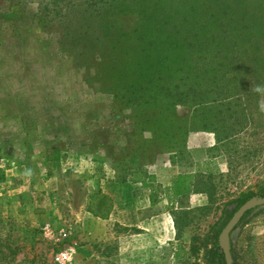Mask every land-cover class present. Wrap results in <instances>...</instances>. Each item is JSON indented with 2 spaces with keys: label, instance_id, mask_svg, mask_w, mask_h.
Wrapping results in <instances>:
<instances>
[{
  "label": "rangeland",
  "instance_id": "374dc122",
  "mask_svg": "<svg viewBox=\"0 0 264 264\" xmlns=\"http://www.w3.org/2000/svg\"><path fill=\"white\" fill-rule=\"evenodd\" d=\"M44 1L0 0V264H209L213 228L264 190V0H115L99 17L75 0L40 18ZM211 15L256 60L254 94L194 111L156 84L129 88L104 59L180 55L178 30L218 26L168 18ZM178 175L191 191L174 200ZM250 211L230 250L264 264V206Z\"/></svg>",
  "mask_w": 264,
  "mask_h": 264
},
{
  "label": "trees",
  "instance_id": "16d2710c",
  "mask_svg": "<svg viewBox=\"0 0 264 264\" xmlns=\"http://www.w3.org/2000/svg\"><path fill=\"white\" fill-rule=\"evenodd\" d=\"M74 1L45 0L42 2L43 5L39 11L40 18H48V15L65 11L64 8H71L75 4ZM79 3L80 6L88 8L89 11L94 9L93 13L96 14V17H99L102 10L106 14L113 10L115 0H79ZM188 11L190 15H193L194 6ZM168 19L184 25H188L190 22L217 24L218 29L216 28L211 35H194L192 36L193 38L184 37L185 34L178 30L176 33H180L179 35L181 36L177 44L180 55L173 48L166 51L167 55H164L161 59L154 57L152 60H142L143 57L140 50L134 51L130 58L125 59V55L123 53L118 54L115 51V47H113L111 48L113 53L106 54L104 59L111 58L120 68V71L115 74V78L129 83V88L140 86L138 91H145L141 87L143 84H156L155 96L162 95L163 97L176 98L177 100L174 103L182 101V103L190 105L189 107L194 111L204 107L206 104L215 103L219 100L230 103L237 97L254 94L242 89V87L247 86L248 80L256 79L260 71L256 60L250 53L240 52L237 34L227 33L226 25L233 23V21H229L231 18H215L214 15H211L210 18ZM147 21H150V18ZM174 26L173 29L177 28L175 24ZM67 36L63 39V42L66 41L63 45L70 47L68 39L72 36L69 33ZM119 43L118 41L116 42V44ZM101 48L102 44H99V49ZM175 55H179L178 62H175L173 58ZM252 62L253 65L250 64ZM146 63H149V66H145L144 64ZM138 91L131 93V95L136 96L129 99L131 102L138 103L143 100L144 94L138 93ZM57 158L58 151L56 150L53 157L54 161H57ZM188 179L189 177L186 175H178L172 181L169 188L171 199L177 200L191 191ZM2 180L3 173L0 170V182ZM261 197H264V190L259 195L250 194L244 196L231 215L213 228L215 239L212 248L207 252L209 264H224L223 255L218 247V237L232 215L244 203L253 198ZM103 200L104 198H101L97 202L98 208L105 206ZM250 212H247L246 215ZM90 213L100 219L106 218V214H96L92 211ZM231 254L232 264H237V259L232 249Z\"/></svg>",
  "mask_w": 264,
  "mask_h": 264
},
{
  "label": "water",
  "instance_id": "95a60500",
  "mask_svg": "<svg viewBox=\"0 0 264 264\" xmlns=\"http://www.w3.org/2000/svg\"><path fill=\"white\" fill-rule=\"evenodd\" d=\"M264 206V197L261 199H252L246 203H244L240 208L235 212V214L230 218L222 232L218 237V247L221 250L223 255L224 264H232V255L229 246V236L242 220V218L246 215L250 210Z\"/></svg>",
  "mask_w": 264,
  "mask_h": 264
},
{
  "label": "built area",
  "instance_id": "2783aa9c",
  "mask_svg": "<svg viewBox=\"0 0 264 264\" xmlns=\"http://www.w3.org/2000/svg\"><path fill=\"white\" fill-rule=\"evenodd\" d=\"M60 259L62 260L63 263H64V261H67L68 260L66 254L61 255V258Z\"/></svg>",
  "mask_w": 264,
  "mask_h": 264
}]
</instances>
